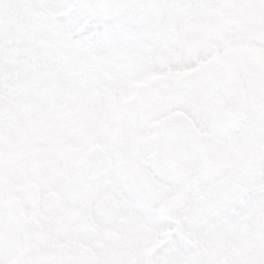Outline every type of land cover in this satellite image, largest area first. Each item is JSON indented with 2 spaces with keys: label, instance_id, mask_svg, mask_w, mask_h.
<instances>
[{
  "label": "flooded vegetation",
  "instance_id": "obj_1",
  "mask_svg": "<svg viewBox=\"0 0 264 264\" xmlns=\"http://www.w3.org/2000/svg\"><path fill=\"white\" fill-rule=\"evenodd\" d=\"M8 7L0 264H264V0Z\"/></svg>",
  "mask_w": 264,
  "mask_h": 264
},
{
  "label": "water",
  "instance_id": "obj_2",
  "mask_svg": "<svg viewBox=\"0 0 264 264\" xmlns=\"http://www.w3.org/2000/svg\"><path fill=\"white\" fill-rule=\"evenodd\" d=\"M82 6L90 13L103 17L114 16L121 9L129 6L132 0H79ZM187 131L180 129L176 124H167L162 128L161 137L159 139L158 154L160 164L165 167L178 166L188 164L196 160V155L203 147V141L192 142L189 148V138L186 136ZM162 140V138H164ZM207 160L208 167L213 166V153L210 147L207 152L202 153ZM163 159H165L163 161ZM210 172V170H209Z\"/></svg>",
  "mask_w": 264,
  "mask_h": 264
},
{
  "label": "rangeland",
  "instance_id": "obj_3",
  "mask_svg": "<svg viewBox=\"0 0 264 264\" xmlns=\"http://www.w3.org/2000/svg\"><path fill=\"white\" fill-rule=\"evenodd\" d=\"M9 0H0V31L2 26L7 21L8 11H9Z\"/></svg>",
  "mask_w": 264,
  "mask_h": 264
}]
</instances>
